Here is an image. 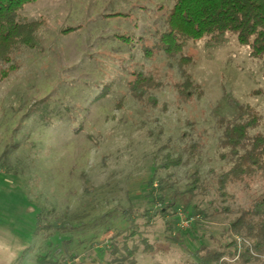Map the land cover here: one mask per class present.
<instances>
[{
  "label": "rangeland",
  "instance_id": "obj_1",
  "mask_svg": "<svg viewBox=\"0 0 264 264\" xmlns=\"http://www.w3.org/2000/svg\"><path fill=\"white\" fill-rule=\"evenodd\" d=\"M171 7L172 0H35L21 9L39 28L35 46L14 51V67L0 80V264H46L38 254L52 260L65 249L76 254L65 264L108 262L114 229L129 225L126 209L150 247L114 264H197L201 245L218 249L233 238L230 221L264 191V179L220 195L215 174L228 167L220 120L248 104L264 123V67L232 33L223 44L209 36L188 41L184 69L195 87L186 98L177 59L141 50ZM133 70L161 80L150 91L154 106L129 95ZM166 153L182 163L161 168ZM147 179L178 207L167 216L174 238L160 217L141 225L140 213L158 205L149 201ZM39 212L42 224L74 228L36 231Z\"/></svg>",
  "mask_w": 264,
  "mask_h": 264
},
{
  "label": "trees",
  "instance_id": "obj_2",
  "mask_svg": "<svg viewBox=\"0 0 264 264\" xmlns=\"http://www.w3.org/2000/svg\"><path fill=\"white\" fill-rule=\"evenodd\" d=\"M32 1L35 0H0V62L7 64V67L0 70V80L14 67L10 63L14 51L21 46L29 48L35 46L39 22L28 20L20 14L23 6ZM117 14L120 13L110 15ZM71 30H74V27L64 29L65 32ZM155 33L151 44L141 45L142 54L151 58L161 52L168 60L177 59L185 78L181 84L187 88H181L179 92L184 93L186 98L191 96V88L195 87L184 69L191 62L190 56L184 53L188 41H197L209 36L216 40V44H223L226 42L225 35L232 33L236 35L239 44L249 47L250 56L260 59L264 67V0H172V7L164 18L163 29L156 30ZM119 38L130 37L123 35ZM211 45V41L206 44L207 47ZM126 85L133 99L139 104L151 107L156 104V98L150 91L161 88L162 82L152 75V72L133 70ZM220 124L222 126L220 158L226 160L228 167L216 173L215 179L218 192L224 196L227 187L232 184L252 177L264 179V128L259 129L264 123L262 124L261 115L253 107L245 104L240 105L230 118L221 119ZM181 163V155L173 156L166 153L161 168H174ZM192 176L195 187L199 182L197 171ZM146 182L149 201L157 202L158 205L152 212L145 209L140 213L144 220L141 225L147 227L155 218L160 217L166 224V236L174 238L175 236L171 234L172 223L167 216L169 210L174 215L178 207L174 201H169V196H166L160 182L155 186L152 185L151 179H147ZM154 191H159L160 194L155 195ZM122 212L126 214V222L129 225L125 229H114L111 249L106 251L111 260L103 264L130 260V257L139 251V246L142 245L143 250L150 247L147 238L142 234L143 229L130 218L128 213H131V210L126 209ZM193 212L194 215L204 213L198 210ZM66 226L65 222L42 224L41 213L37 214L36 231L50 227L60 231H70L74 228L72 225ZM228 231L233 238L218 249H208L205 245L196 249L194 253L200 259L197 264H225L222 260L224 257L244 264H264V191L253 199L248 208L238 212L230 221ZM136 234L139 236L138 239L135 237ZM67 242H63L61 247L65 248ZM102 250L104 249H100ZM69 255L76 258L75 253H68L65 249L58 257L53 256L52 260L39 254L37 259L46 264H65Z\"/></svg>",
  "mask_w": 264,
  "mask_h": 264
}]
</instances>
